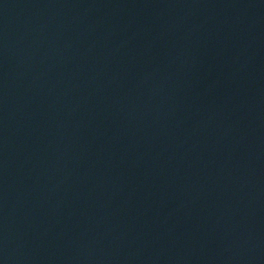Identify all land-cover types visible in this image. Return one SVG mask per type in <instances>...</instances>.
Instances as JSON below:
<instances>
[{
  "label": "water",
  "instance_id": "obj_1",
  "mask_svg": "<svg viewBox=\"0 0 264 264\" xmlns=\"http://www.w3.org/2000/svg\"><path fill=\"white\" fill-rule=\"evenodd\" d=\"M0 264H264V0H0Z\"/></svg>",
  "mask_w": 264,
  "mask_h": 264
}]
</instances>
